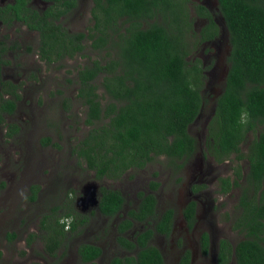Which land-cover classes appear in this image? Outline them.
I'll list each match as a JSON object with an SVG mask.
<instances>
[{"label": "trees", "instance_id": "obj_1", "mask_svg": "<svg viewBox=\"0 0 264 264\" xmlns=\"http://www.w3.org/2000/svg\"><path fill=\"white\" fill-rule=\"evenodd\" d=\"M28 1L21 0L23 8ZM61 1L56 17L66 15L77 5V0ZM185 1L96 0L92 12L94 26L88 38L92 42L90 48L106 51V58L105 62L96 60L78 72V97L87 108L84 124L90 129L73 148L80 164H86L84 171L94 173L95 183L105 178L119 180L129 171L146 169L161 157L168 160L169 167L179 170L183 168L180 162L185 164L199 152V142L189 129L208 101L201 94L202 63L198 59L188 61L192 51L187 35L191 28H186L187 21L181 17ZM217 1V15L224 20L231 52L224 92L214 105V116L207 128L205 155L218 163L236 157L235 176L220 179V193L226 195L241 189V214L235 229L246 233L235 247L229 241L220 242L219 263L226 264L235 258L236 264H264V0ZM202 9L210 21L212 33L208 38L214 39L219 27L210 13ZM38 14L32 11L25 19L19 14L14 17L40 33L42 62L50 66L83 55L84 34L70 35L47 19L31 24L28 19L34 17L35 22ZM158 16L163 23L156 21ZM2 63L5 62L0 60V70ZM99 78L103 79L107 97L98 93ZM1 84L9 97L3 99L0 92V125H4L2 113L12 116L17 110L16 101L22 96L13 83ZM245 107L250 114L246 127L238 123L240 110ZM8 128L11 138L19 131L16 124ZM249 133L255 137L248 153L243 154L242 146ZM43 144L59 147L51 138L43 139ZM244 158L249 166L246 178L239 163ZM159 185L153 182L151 186L156 190ZM39 189L33 188L32 201L37 200ZM101 191L102 215L110 219L124 215L127 202L123 193L107 188ZM140 198L138 208L127 213L118 229L119 243L129 254L116 256L108 264H166L163 253L151 242L156 235L172 236L175 213L167 210L157 220L156 196L141 194ZM74 211L70 208L65 216L73 217ZM184 216L193 226V203L185 209ZM151 219L157 220L153 228L149 227ZM85 222L83 218L81 225ZM137 223L145 225V229L134 240L126 238L125 232ZM43 230L48 232L43 235L47 253L56 257L66 244L67 234L75 233L78 226L72 223L67 232L57 220ZM16 237L10 235L11 239ZM34 237L32 234L30 241ZM201 245L207 254L208 235L203 236ZM102 254L99 246L84 243L78 248L79 264H99ZM180 264H191V253L187 252Z\"/></svg>", "mask_w": 264, "mask_h": 264}, {"label": "rangeland", "instance_id": "obj_2", "mask_svg": "<svg viewBox=\"0 0 264 264\" xmlns=\"http://www.w3.org/2000/svg\"><path fill=\"white\" fill-rule=\"evenodd\" d=\"M198 3V0L189 1L187 4L189 16L193 5ZM213 4L218 7L217 0H213ZM92 7V0H86V6L82 5L65 19V27L72 33H88L94 25L91 17ZM156 21L163 23V18L158 16ZM150 22L154 23L153 20ZM218 24L221 31L223 32V29L225 31L221 18H218ZM196 29L194 27L187 35L192 51L188 61L198 59L202 67H205L201 94L208 103L191 127L190 134L197 139L203 149L208 124L215 112V104L210 96L222 90L223 81L220 77L228 67L226 58L230 48L226 50L228 42L223 39L218 41L222 42L221 49L217 45L205 47L204 44H199ZM91 43V41L86 43L89 48L85 56L50 66L38 62L35 57L37 66L34 70L27 68L24 61V67L14 73L16 76L13 75L22 80L24 87L20 90L22 99L16 112L7 117L5 124L0 126L2 160L0 163V251L3 254L0 264H32L47 260L50 256L47 254L43 235L48 232L43 230L44 226L50 223L55 225L70 208L76 210L74 212L77 214H73L75 218L73 224L79 229L57 251L60 262L58 264H79L77 250L84 243L96 244L102 248L103 256L98 261L99 264H108L115 256L128 255L117 241L119 233L115 223H118L119 219L115 221L97 215L90 217L88 211L85 213L75 208L81 190L86 184L94 182V173L84 171L86 164H80L73 154V148L83 140L90 129L84 124L87 108L78 97L80 88L78 72L96 60L105 62L106 58V51L90 49ZM9 74L13 73L7 71L6 75ZM102 82V78L97 81L100 87L98 93L101 97H107ZM0 92L3 94V99L9 98L3 89ZM103 102L105 103L106 100ZM11 124L19 127L18 133L13 138L8 137V125ZM254 137V133L247 135V142L242 146L243 154L248 153ZM45 138H51L59 147L44 145ZM235 158L233 156L230 162L216 164L212 159L205 160L199 155L189 161L183 170L178 171L169 167L168 160L161 157L144 170L129 171L119 180L105 178L99 183L104 188L123 193L127 200L124 215L138 206L141 194H154L159 203L158 214L169 209L174 210V223L179 225L172 237L156 236L154 239V245L163 252L166 264H179L178 259L183 248L194 251L195 264H202L203 259L200 257L198 247L201 234L211 230L217 243L224 239L233 246L246 235L244 231L235 229L237 218L241 214L239 208L241 189L233 190L228 196H221L217 191L219 178L234 176L235 166L238 164ZM239 163L244 176L248 172V162L244 158ZM199 165L202 173L207 174L201 179L200 174L196 172ZM196 179L207 186L203 194L208 200L214 201V208L212 211H207L208 208L205 210L206 206H202L200 209L202 220L199 221L195 231L186 234L180 229L183 221L180 209L183 207L182 203L185 204L189 198L190 183ZM153 182L160 184L158 189L153 190L151 186ZM36 186L40 187L39 197L36 201H32L30 198ZM69 194L72 198H69ZM58 207L60 209H57ZM84 215L88 216V219L84 225H81ZM145 227L137 223L135 231L140 232ZM135 231L130 235L135 236ZM13 234L17 236V240L10 238ZM32 234L35 235L32 240L33 247H28ZM49 261L51 263L50 259Z\"/></svg>", "mask_w": 264, "mask_h": 264}, {"label": "flooded vegetation", "instance_id": "obj_3", "mask_svg": "<svg viewBox=\"0 0 264 264\" xmlns=\"http://www.w3.org/2000/svg\"><path fill=\"white\" fill-rule=\"evenodd\" d=\"M189 1L190 0L185 1L183 8H182L184 12L181 14V17H182L183 21H187L186 28H191L192 30L194 29V27L197 28L196 30H197V33L199 36L198 37L199 44L200 43L204 44L205 47L217 45L218 48L221 49L222 42H218V41H219V39H223V40H226V43L228 42L226 50H227V48H230V52H231V47L229 45V39H228V32H227L225 25H224L225 31L223 29V32H222L221 28H219V34L216 38H214V39L208 38L211 35L212 31H210V28H209V26H210L209 18H208V16L205 15L202 8H204L206 11H208L210 13V16L213 18V20L216 22L217 25H219L218 24V18H221L220 16L217 15L218 7L214 6L213 0H198L199 3L196 5H193L192 11H191V16L188 15V10H187V4L189 3ZM61 2H62L61 0H29L27 2V4L25 5L26 8H23L22 7L23 2L21 3V0H0V60L5 62V63L1 64V70L0 71H1L2 81L0 82V90L3 87L1 83L8 84L9 82H11L14 85L18 86L20 88V90H21V87H24V85H22V80L17 79L19 77L13 76V75H15L14 73H16V71H18V69H20L21 67H24V65H25L24 61L27 64V68H31L32 70H34L37 66L35 57L38 60V62L46 64L45 62H42L40 60V58H41L40 53H41V46H42L40 33L37 30H31L25 22L18 21V19L14 17V14H19L22 17H24V19H25L26 17L31 15L32 11H35V12L39 13L38 16L41 18H38V16H36L37 20L34 22V17H30L28 20H29V22H31V24L39 23L40 21L47 19L49 22H53V23H55V25L61 26L62 29L66 30L68 32V34H70V35L84 34L86 37H85L84 43H83L85 45V51L83 52V55H85V52H87V48H89L86 46V43L91 41L88 38V36L90 35V30L88 33H86V32L72 33L67 27H65L64 21L67 17H69L72 13H74L78 8H81L82 5L86 6V0H77L76 7L72 8L70 11H68L66 13V15H63L61 17H56L55 14L58 13V9H59L58 5H60ZM92 3H93V7L91 10V17H92V20L94 23L92 12H93V9L96 7V0H92ZM217 3H218V1H217ZM221 20L224 24V20L222 18H221ZM92 28H90V29H92ZM225 32H226V34H225ZM225 37H226V39H225ZM96 39H97V37H96ZM230 52L228 54V57L226 58L227 59V66H228V58L230 56ZM83 55H80V56L77 55L76 57H78V56L81 57ZM26 58H27V60H26ZM65 60H71V59H65ZM55 64H57V63H55ZM7 71H8V73L11 72L13 74L12 75H10V74L6 75ZM223 72L224 73L222 74V77H220V79L223 81L222 88H221L222 90H219L218 92L213 93V96H212V94L210 96L211 101L212 102L214 101L213 102L214 104H216L218 98L224 92L228 67ZM8 77L11 79H9ZM20 101H16L17 102V108L19 106ZM2 115L5 119L7 117H10L6 113H2ZM191 127L189 129V132L191 130ZM8 132H9V129H8ZM203 146H204L203 149H201V147H200L198 154H195V156L192 159L197 158L199 155H201L202 159H205V160L212 159L216 164H222V163H218L213 157H211L209 155H208V157H206V155H205V151H206L205 142H204ZM192 159H190L189 161H191ZM198 160H199V158H198ZM1 161L2 160L0 157V163H1ZM189 161L185 162V164H183V162H180L179 166H182L183 168L179 169L178 171L183 170L184 167H186L187 163H189ZM230 161H231V159L229 158L227 161H225L223 163L230 162ZM248 171H249V168H248ZM196 172H198V174H200V179L206 177V175H207L206 173H202L201 165L198 166V171L196 170ZM247 173L244 175V178H246ZM234 176H235V173H234ZM234 176L232 178H234ZM227 178H229V177H224V179H227ZM220 179L221 178L218 179V188H217V191H219L218 194L221 196L230 195L233 191L229 194H226V195L220 193V190H221ZM36 187H38V186H36ZM98 188H99V190H98L97 196H98L99 202L96 206H94V207L89 206L86 208L83 205H81L80 207H78V205H77L78 200H77L75 208L77 210H81L85 213L88 211V213H90V217H92L93 215H97V216H101L105 219L106 218L110 219L109 217L103 216L101 211H100L99 207H100V202L102 199V191L101 190L104 187L101 186L99 183ZM107 189H109V188H107ZM206 190H207V186L205 184H203L202 182H200L199 179H198V181H197V179L192 180V183H190V185H189V188H188L189 198L185 204L182 203L181 206H183V207L180 209L181 218H183L182 224L180 225V229L182 231H184L186 234L189 233V231H195L197 226H198L199 221L202 220L203 216H202V214H200V209L202 206H206L205 210L208 208L207 211H212L214 208V201H211L212 199L208 200L206 198V196L203 194ZM37 193H38L37 197H39L40 192L38 191ZM241 193L242 192H240V197H241ZM83 195L84 194L82 193V190H81L78 199H80ZM145 195H147V194H145ZM141 201L142 200L140 198V202H139L138 206L140 205ZM189 201H192V202L189 203ZM239 201H240V198H239ZM192 203L195 205V222H194L193 226H190L188 221L185 219L184 211ZM138 206L135 209H137ZM132 210H134V209H132ZM169 210H171V209H169ZM166 211H162L163 213L159 212L160 214H158L157 220L161 219L160 216H162ZM157 212H158V210H157ZM174 213H175V211H174ZM126 215H122V213H120V215H118L116 218L110 219V220H115V221H117L118 219L120 220V221H118V223H115L117 231L119 229V225L126 218ZM84 218L88 219V216L84 215ZM157 220L151 219L150 225L153 224V226H151V227L149 226V227L150 228L155 227L154 225L157 222ZM135 226L132 229L125 232L124 236L126 238H128L130 240H134V238L136 237V235L138 233L135 231ZM178 226L174 223V231L176 230V227H178ZM134 231L136 232V235L131 236L130 234L134 233ZM141 231H143V230H141ZM67 235H68L67 241H69V237L72 234L68 233ZM204 235H208V237H209V248H208L207 254L204 253L202 245H201V241H202V238ZM156 236H161V237L167 238V237L162 236V235H156ZM119 237H120V234H119ZM119 237H118L117 241H118L119 246L121 247V245L119 243ZM154 239L151 242L153 245H154ZM15 240H17V239H15ZM30 240L28 241V247H33L32 241H30ZM32 240H34V239L32 238ZM222 240H224V239L219 240L217 243L216 239L213 238V234H212L211 230L208 233L205 232V233L200 235V237L198 239V247H199L200 257L203 259L202 264H220L219 263V250H220V242ZM123 250L126 251L125 249H123ZM187 252L191 253V264H195V261H196L195 252L191 251V250H187L186 248H183L182 252L180 253V256L178 259L179 264H180L183 256H185ZM77 255H78V250H77ZM102 256H103V254H102ZM2 257H3V254H2ZM2 257L0 259V262L2 261ZM58 258H59L58 255L56 257L50 256L47 260H43V263H40V262L39 263L37 262V263L38 264H58V263H60L58 261ZM49 259L51 260V263H50ZM78 259H79V256H78ZM100 259L101 258H99L98 261ZM44 262H46V263H44ZM47 262H49V263H47ZM233 262H234V264H236L235 258H233L230 262H227L226 264H232ZM32 264H35V263H32Z\"/></svg>", "mask_w": 264, "mask_h": 264}, {"label": "water", "instance_id": "obj_4", "mask_svg": "<svg viewBox=\"0 0 264 264\" xmlns=\"http://www.w3.org/2000/svg\"><path fill=\"white\" fill-rule=\"evenodd\" d=\"M98 185L94 182H90L86 184L82 190V193L84 194L80 199L77 201L78 207L83 205L84 207H89V206H96L99 202L98 200Z\"/></svg>", "mask_w": 264, "mask_h": 264}, {"label": "clouds", "instance_id": "obj_5", "mask_svg": "<svg viewBox=\"0 0 264 264\" xmlns=\"http://www.w3.org/2000/svg\"><path fill=\"white\" fill-rule=\"evenodd\" d=\"M249 121H250V114H249L247 108L246 107L242 108L240 110V116H239L238 123L241 126L246 127L248 125ZM69 198H72L71 194H69ZM74 219L75 218L72 216H64V217L59 218L58 223L64 226L65 231H69L72 223L74 222Z\"/></svg>", "mask_w": 264, "mask_h": 264}]
</instances>
